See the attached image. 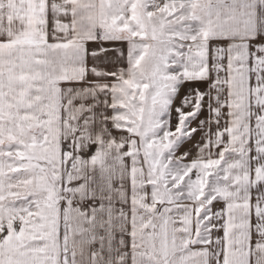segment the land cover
Returning a JSON list of instances; mask_svg holds the SVG:
<instances>
[{"label": "snow or ice", "instance_id": "obj_1", "mask_svg": "<svg viewBox=\"0 0 264 264\" xmlns=\"http://www.w3.org/2000/svg\"><path fill=\"white\" fill-rule=\"evenodd\" d=\"M0 264H264V0H0Z\"/></svg>", "mask_w": 264, "mask_h": 264}]
</instances>
